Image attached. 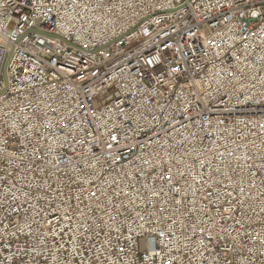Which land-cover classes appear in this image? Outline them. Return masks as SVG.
<instances>
[{"label":"built area","instance_id":"built-area-1","mask_svg":"<svg viewBox=\"0 0 264 264\" xmlns=\"http://www.w3.org/2000/svg\"><path fill=\"white\" fill-rule=\"evenodd\" d=\"M0 264H264V0H0Z\"/></svg>","mask_w":264,"mask_h":264},{"label":"water","instance_id":"water-1","mask_svg":"<svg viewBox=\"0 0 264 264\" xmlns=\"http://www.w3.org/2000/svg\"><path fill=\"white\" fill-rule=\"evenodd\" d=\"M6 68L4 69V77L6 78ZM7 79V78H6Z\"/></svg>","mask_w":264,"mask_h":264},{"label":"rangeland","instance_id":"rangeland-1","mask_svg":"<svg viewBox=\"0 0 264 264\" xmlns=\"http://www.w3.org/2000/svg\"><path fill=\"white\" fill-rule=\"evenodd\" d=\"M100 100H98V102H99V104L101 103V97L99 98ZM97 105H98V103H97Z\"/></svg>","mask_w":264,"mask_h":264}]
</instances>
